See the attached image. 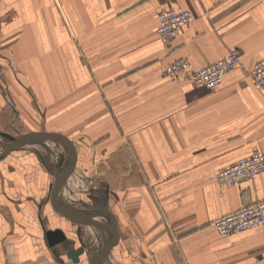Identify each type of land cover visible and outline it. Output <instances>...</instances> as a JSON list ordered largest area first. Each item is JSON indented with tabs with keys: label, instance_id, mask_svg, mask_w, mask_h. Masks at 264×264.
<instances>
[{
	"label": "crops",
	"instance_id": "obj_1",
	"mask_svg": "<svg viewBox=\"0 0 264 264\" xmlns=\"http://www.w3.org/2000/svg\"><path fill=\"white\" fill-rule=\"evenodd\" d=\"M168 3L193 19L165 42L155 28ZM231 48L242 66L214 91L163 74L176 59L199 68ZM262 57L264 0H0V131L56 135L66 142L52 144L59 157L97 181L55 191L38 144L0 159V264H72V233L83 244L92 233L76 215L103 186L106 232L95 247L117 263L264 264V228L220 236L211 226L264 199V171L214 180L264 154V91L248 76ZM56 228L69 244H47Z\"/></svg>",
	"mask_w": 264,
	"mask_h": 264
},
{
	"label": "built area",
	"instance_id": "obj_2",
	"mask_svg": "<svg viewBox=\"0 0 264 264\" xmlns=\"http://www.w3.org/2000/svg\"><path fill=\"white\" fill-rule=\"evenodd\" d=\"M192 19L193 14L189 9L168 3L157 12L155 33L161 41H169ZM241 66L238 49L231 48L224 57L199 68H192L187 59H176L164 66L163 74L169 78H176L185 72L194 84L214 91L226 72ZM248 76L255 87L264 91V57L255 61ZM263 171L264 154L255 152L216 171L214 180L219 185L228 186L251 179ZM211 226L220 236L247 229L264 228V199L222 215L212 221Z\"/></svg>",
	"mask_w": 264,
	"mask_h": 264
},
{
	"label": "water",
	"instance_id": "obj_3",
	"mask_svg": "<svg viewBox=\"0 0 264 264\" xmlns=\"http://www.w3.org/2000/svg\"><path fill=\"white\" fill-rule=\"evenodd\" d=\"M0 134H2L0 136L6 139L3 145V150L0 153V159L4 158L9 152L17 149L19 146L24 145L38 144L46 150V158L51 161V167L55 175V182L53 183L54 189L56 187L55 191L57 189L59 190L62 185L68 186L70 188H80L88 187L91 183L97 182L96 179L87 177H84L85 179H83L82 174L76 169V167H74V165H71L69 162H67L62 155L61 157H59V153H57L56 147H54L52 144H54V140H61V142L64 144H66V142H64L63 139L57 137L56 135L38 131H30L16 136H10L6 133L1 132ZM75 176H77L79 180L83 179V181H80L78 183H73L70 180L67 181L68 177L74 179ZM106 209L107 190L106 187L103 186L97 202L94 205L92 204L91 206H89L87 212L79 211V213L76 215L77 225L81 223L87 225L88 228H91L92 233H87V239L88 246L92 250V253L89 254V251L86 249L87 246L85 247L81 240H79L80 245L78 247L73 249L68 248L65 251L66 257L72 261V264H80L79 255H82L83 253L86 255V258L90 264H122L113 261L104 253V251H98V249H95L94 246L95 240L98 242H102L104 240V237L93 236V233L96 232L97 234H99V231L106 229L104 225ZM100 214L101 219L96 220L95 217H97V215L100 216ZM44 236L47 244L50 247H54L57 245V247L61 245L64 246L68 242L64 231L59 228L46 230Z\"/></svg>",
	"mask_w": 264,
	"mask_h": 264
},
{
	"label": "rangeland",
	"instance_id": "obj_4",
	"mask_svg": "<svg viewBox=\"0 0 264 264\" xmlns=\"http://www.w3.org/2000/svg\"><path fill=\"white\" fill-rule=\"evenodd\" d=\"M17 125H19V124H16L15 125V127H17ZM0 130H2V129H0ZM1 133H4V131L2 132V131H0ZM7 133V132H6ZM25 133V132H24ZM24 133H21L20 131L19 132H17V133H7L8 135H10V136H16V135H20V134H24ZM0 135H2V134H0ZM5 141H6V139L4 138V137H2V136H0V152H1V148L3 147V145H4V143H5ZM24 147V148H23ZM26 149H30V145H26V146H20V148H18V149H15V150H13V152L14 153H21V151H26ZM17 150V151H16ZM12 152V151H11ZM13 153V154H14ZM77 195H80V193H77ZM83 203H85V199L83 198ZM87 202V201H86ZM87 204V208L89 209V206H88V203H86ZM85 205V204H84ZM56 227H59V225H57ZM105 230V232H106V229H104ZM73 232H75V231H73ZM72 235H73V237H75V239H76V243H78V246L80 245V243H79V240L76 238L77 236L76 235H74L73 233H72ZM77 247V246H76ZM106 248V247H105ZM87 262H88V260H87ZM81 264H85L84 263V261H82L81 262ZM87 264H89V262L87 263ZM129 264H131V263H129Z\"/></svg>",
	"mask_w": 264,
	"mask_h": 264
},
{
	"label": "bare ground",
	"instance_id": "obj_5",
	"mask_svg": "<svg viewBox=\"0 0 264 264\" xmlns=\"http://www.w3.org/2000/svg\"><path fill=\"white\" fill-rule=\"evenodd\" d=\"M95 234H96V232H94L93 233V236H95ZM87 238V237H86ZM85 245V247L87 246V250L89 251V254H91L92 253V250L90 249V247L88 246V239H87V243L86 244H84ZM94 246H95V243H94ZM97 247H95V249H96ZM99 251V250H98ZM82 255H85L84 253L82 254ZM82 255H79V261H80V256H82ZM85 257H86V255H85ZM87 259V258H86Z\"/></svg>",
	"mask_w": 264,
	"mask_h": 264
},
{
	"label": "flooded vegetation",
	"instance_id": "obj_6",
	"mask_svg": "<svg viewBox=\"0 0 264 264\" xmlns=\"http://www.w3.org/2000/svg\"><path fill=\"white\" fill-rule=\"evenodd\" d=\"M69 243H70V241L67 242V244H69Z\"/></svg>",
	"mask_w": 264,
	"mask_h": 264
}]
</instances>
